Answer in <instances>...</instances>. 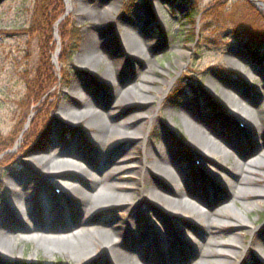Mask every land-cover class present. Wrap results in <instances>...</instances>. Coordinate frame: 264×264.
I'll list each match as a JSON object with an SVG mask.
<instances>
[{
	"label": "rangeland",
	"instance_id": "obj_1",
	"mask_svg": "<svg viewBox=\"0 0 264 264\" xmlns=\"http://www.w3.org/2000/svg\"><path fill=\"white\" fill-rule=\"evenodd\" d=\"M70 1L68 7L63 0L64 13L52 26L51 38H48L43 32L36 33L34 28V0H0V148L7 149L4 156H0V205L8 196L2 188L6 176L12 174L24 183L29 182L25 177H30L32 181L37 179L38 168L27 161L47 157L53 144L58 150L77 144L87 159L93 155V114L67 121H61L58 116L60 103L68 105L76 113L86 112L78 100L68 95L73 84L79 85L89 111L102 116L113 111L114 116L110 119L113 124L131 116L133 104L126 97L118 107H113L117 97L111 99L112 91L122 95L125 90L132 89V93L150 98L149 107L152 109L149 118L140 121L142 130L136 129V132L148 138L147 144L152 150L168 146L176 156L184 170L182 178H175L176 185L183 188L185 200L190 205L180 209L169 206L166 210L163 204L155 205L145 200L142 192L150 188L168 198L175 197L171 185L153 173H145L144 176L130 170L111 172L116 168H136L147 163L142 159V151L133 149V144L116 141L105 146L102 161L103 171L109 173L105 181L119 188L111 191L123 194L134 205L133 208L141 210L143 218L155 220L159 213L163 218L173 211L182 213L179 224L188 239L197 245L203 246L206 240L203 228L206 222H198V212L211 214L212 211H221L213 219L222 226L210 229V234L220 244L234 239L239 246L224 248V252L241 253L253 238L245 229L239 234L234 232L240 220L233 217L230 211L236 213L248 227L262 231L264 240V205L249 199H231L227 183L231 180L227 169L225 171L235 160H239V154L246 156L244 161L256 160L255 174L251 176L253 181L248 188L264 194V159L258 156L259 150L251 135L244 133L245 124H241L235 116L238 110L245 108L264 112V60H258V52L253 53L259 47H262L259 53L264 52V10L260 5L246 0ZM94 10L99 17L89 19L87 15ZM132 18L141 25L143 23L141 32L135 33L124 27ZM62 23L67 34L66 41H62L59 35ZM70 29L77 33L78 40L68 54L64 50L67 51L72 43L68 38ZM135 36L147 62L135 60L133 71L121 73L118 66L110 65L111 60L121 58L123 43ZM87 39L93 43L86 49ZM248 47L255 48L249 50ZM80 58L82 64L77 63ZM233 62L237 65L234 66ZM47 75L50 76V89L41 98L39 93L44 89ZM207 85L209 87L205 91ZM141 86L148 87L151 92L141 91ZM177 103H190L187 108L189 119L202 116L208 124L206 130L203 127L205 132L230 154L229 158L222 156L217 159L224 163L220 172L224 181L205 177L198 150L190 143L182 120V105ZM151 120L155 123L153 127ZM229 144L239 146L233 145L232 148ZM87 171L91 176L95 175L91 168ZM66 176L76 181L75 193L61 197L58 186L51 184L46 186V191L54 204L62 203L64 215H75L81 205L80 192L87 185V180L73 170ZM200 177L205 180L201 193H198L194 186L199 183ZM128 188L130 190L126 191ZM209 188L211 190L207 194ZM31 195L36 224L50 223L57 234H65V225L59 223L62 213L54 210L52 216L47 215L45 207L36 208L41 198L40 190H34ZM137 203L139 207H135ZM224 208L229 211L225 212ZM128 212L126 206L99 210L93 222L99 225L116 224L125 219ZM9 225L16 235L23 238L15 249L16 254L20 251L23 254L18 264H85L75 263L58 252L53 257L42 249L36 252L37 244L21 234V225L15 218ZM139 227H128V232L133 236L141 227L149 229L151 225L144 220ZM93 249L90 247L91 253ZM97 250H101L100 246ZM257 250H261L259 255L264 256V247H255L247 256L250 264H264ZM186 252L188 255L180 264H204L198 260L190 244ZM241 261L240 257L226 264H241ZM140 262L143 263V259Z\"/></svg>",
	"mask_w": 264,
	"mask_h": 264
},
{
	"label": "bare ground",
	"instance_id": "obj_2",
	"mask_svg": "<svg viewBox=\"0 0 264 264\" xmlns=\"http://www.w3.org/2000/svg\"><path fill=\"white\" fill-rule=\"evenodd\" d=\"M66 1L69 7L71 1ZM97 13L94 10L87 17L95 20V18L99 17ZM135 18L129 19L124 27L126 30L139 33L144 29L142 27L143 23L142 25L139 24ZM91 41V39L86 40V49L93 43ZM122 47V57L113 58L110 63V65L118 66L121 73L133 71L135 60L147 62V57L143 50H141L136 36L135 38L129 39V41H125ZM81 60V58L78 59L77 63L82 64ZM232 64L234 66L237 65L234 62ZM144 82L150 83L149 80H145ZM208 87L209 85L207 87L205 86L204 90L207 91ZM139 89L148 94L151 92L146 86H141ZM68 95L78 100L80 106L86 112L76 113L68 105L60 103L57 107L59 119L61 121H67L70 118L82 119L92 113L94 118L92 124L95 128L93 136L95 143L94 153L87 159L77 144H71L69 147H63L61 150H58L56 145L53 144L47 157L37 161H27L30 164H34L35 168H38L39 175L37 179H33L32 181L30 177H25V179H29V182L24 183L19 182L12 174L6 176V179L2 181V188L8 196L6 201L0 205V260L2 261L0 264H18L23 255L22 251L19 254L15 253L16 246L23 242V238L16 235L15 231L9 225L14 218L21 225V234L26 236L30 242L37 244L35 248L36 252L42 249L51 257L58 252L75 263L85 262V264H90L99 261V264H180L181 260L183 258L185 259L188 255L186 248L189 244L193 246L198 260L204 264H226L240 257L242 258L241 264L251 263L247 258L248 254L254 251L255 247H264V240L261 235L262 231H257L253 226L248 227L236 213L229 212L233 217L240 220V225L235 228L234 232L239 234L245 229L248 234L253 235L248 247L243 248V251L238 254L228 253L222 250L228 247L232 249L234 247L239 248L234 239L229 240L228 243L220 244L215 241L209 232L212 228H220L222 226L219 221L213 219L221 211H212L211 214L198 212V222H206L205 225L203 224L206 240L204 245L201 246L191 242L192 240L188 239L186 231L180 226L181 224L179 223L180 218H182V213L173 211V213H168V216L165 218L159 213L155 220L149 219L148 217L143 218L144 216L142 217L141 210L133 208L134 205L131 202L129 203L122 196L123 194H116L111 191V189L119 190V188L108 185L105 181V177L109 173L105 174L103 171L102 161L104 159L105 146L111 141H116L117 143L133 144V149L142 151V159L143 161H147V163L140 164L136 167L137 169L135 167L125 166L116 168L111 172L130 170L136 171L135 173L141 175L153 173L171 185L175 197L168 198L153 188H150L142 192L145 200L147 199V201L149 200L155 205L163 204L166 210H168L167 208L169 206H175L177 209H180L181 206L190 205L185 200L183 188L181 189V187L176 185L175 178L177 176L182 178V172H184L176 156L170 151L168 146L159 147L155 151L154 149L152 150L149 147L150 145L147 144L148 138L136 132V129L142 130L143 128L140 122L141 119L149 118L152 112L151 107H149V103L151 102L150 98L134 94L132 93V89L125 90L122 95L116 90L112 91L111 99L113 100L117 97L118 101H113L116 104L113 107H118L120 102L126 97L131 99V104H133L131 106L133 114L127 119L113 124L110 121L114 116L113 111H109L106 116L89 111V107L86 105V98L80 94L78 84L75 83L71 86ZM177 104L182 105L181 103ZM189 105L190 103L183 104L180 112L183 116L182 120L187 129L189 141L193 147L197 148V153L202 160L200 165L203 173H205V177L219 178L221 181H224V178L220 175L224 163L217 159L222 156L229 158L230 154L225 151L216 139L210 137L208 132H205L208 124L202 116H196L194 118L195 120L189 119L187 116V108ZM245 109H241L242 112L238 110L235 116L238 118L237 120H240L241 124H245L246 129L244 133L251 135L255 144H257L256 147L259 150L258 156L264 159V112L263 110L254 112ZM154 124V121L151 120V127ZM233 145L237 146V148L239 146L237 144ZM233 145L230 146L229 144L230 147L234 148ZM245 158V155L239 154V160H235L231 166L225 168L231 180V182H227L230 197L233 200L249 199L248 201L250 202L253 201L255 204L264 205V194L248 188L249 183L253 181L251 176L255 174L254 167L256 160L244 161ZM67 159L72 161H68ZM87 168H91L95 172V175L91 176ZM72 170L83 179H86L87 185H84L82 192H80L81 205L75 211V215H72V213L64 215L65 213H62L64 212L62 203H53V198L46 191V186L48 184L58 186L57 189L60 191L61 197L64 194L75 193L77 191V186H75L76 181L70 180L66 176V173ZM203 180L205 178L200 177L199 183L194 186L198 193H201ZM211 188L207 190V194ZM36 189H39L41 193V198L37 202L36 208L45 207L46 213L49 216H52L54 210L61 212L63 215H60L59 223L65 225L66 228L63 229L65 234H57V231L51 227L50 223L44 225L36 224L35 210L30 199L32 192ZM127 190H130V188ZM209 199L210 197L207 198V200ZM138 205L139 203L137 205L135 204V207ZM115 206H126V210L129 212L125 219L111 225L94 224L93 219L99 210L110 209ZM223 210L225 212L229 211L227 208ZM142 218L150 223L151 228L141 227L136 235H130L128 227L133 225L139 227L141 222L144 221ZM98 246L101 248L100 251L97 250ZM90 247H94L92 253ZM260 251L257 250V255L260 254ZM259 257L264 262V256L259 255ZM140 259H143V263L140 262Z\"/></svg>",
	"mask_w": 264,
	"mask_h": 264
},
{
	"label": "trees",
	"instance_id": "obj_3",
	"mask_svg": "<svg viewBox=\"0 0 264 264\" xmlns=\"http://www.w3.org/2000/svg\"><path fill=\"white\" fill-rule=\"evenodd\" d=\"M264 1V0H262ZM64 13V9H63V0H34V9H33V19L35 21V27L36 28V33H42L43 34H47V37L51 38V28L52 26H54L55 23H57V21L62 17ZM215 15V14H214ZM42 29V30H41ZM64 23H62L60 25L59 28V35L61 37L62 41H66L67 38V34L65 35L64 32ZM71 32L68 34V38H69V42H72L69 44V47L67 49V51L64 50V52H67L68 54L70 53V51L72 49L75 48V44L78 40L77 38V33L74 32V30L70 29ZM254 34H251V36ZM253 42V41H251ZM253 48H249V50H253ZM262 49V47H259V49H255V51L253 52L254 55L256 54V52H258L260 61L264 60V52L259 53V51ZM259 50V51H258ZM257 56V55H256ZM49 75L46 76L45 78V82L43 84L44 89L40 90V97H45L46 94L49 92L50 89V85H49V80H50V76ZM62 78V77H61ZM42 87V88H43ZM39 121H43L41 119H38ZM36 123V122H35ZM44 132H46V129L44 130ZM30 130L26 133V135L24 136V140H26V136L29 135ZM7 152L6 148H0V156L3 155L4 153Z\"/></svg>",
	"mask_w": 264,
	"mask_h": 264
},
{
	"label": "water",
	"instance_id": "obj_4",
	"mask_svg": "<svg viewBox=\"0 0 264 264\" xmlns=\"http://www.w3.org/2000/svg\"><path fill=\"white\" fill-rule=\"evenodd\" d=\"M248 2H253L254 4H258V5H260V7L264 10V3L263 2H259V1H256V0H247ZM64 4H65V6H68L67 5V1L66 0H64ZM68 12V8H66V13Z\"/></svg>",
	"mask_w": 264,
	"mask_h": 264
}]
</instances>
